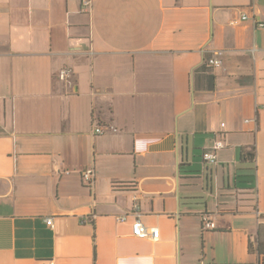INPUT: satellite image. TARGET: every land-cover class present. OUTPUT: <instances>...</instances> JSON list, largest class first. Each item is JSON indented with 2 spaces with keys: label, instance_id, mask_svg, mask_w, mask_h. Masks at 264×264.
Segmentation results:
<instances>
[{
  "label": "crops",
  "instance_id": "obj_1",
  "mask_svg": "<svg viewBox=\"0 0 264 264\" xmlns=\"http://www.w3.org/2000/svg\"><path fill=\"white\" fill-rule=\"evenodd\" d=\"M262 20L264 0H0V264H256Z\"/></svg>",
  "mask_w": 264,
  "mask_h": 264
},
{
  "label": "built area",
  "instance_id": "obj_2",
  "mask_svg": "<svg viewBox=\"0 0 264 264\" xmlns=\"http://www.w3.org/2000/svg\"><path fill=\"white\" fill-rule=\"evenodd\" d=\"M83 7L86 9L88 8L92 0H82ZM243 18H247L246 15L243 16ZM257 26L260 28H264V20L259 21L257 23ZM222 64V60L216 56L211 57L208 60V65L211 67H219ZM69 73L68 69H63L59 77L61 79H64L67 74ZM224 125V124H223ZM105 130L102 126H97L95 128V132L97 133H103ZM225 146L223 140H216L213 145V149L211 151H206L203 154V158L210 162L215 164L217 162V151ZM82 179L85 185L91 186L95 180V170L93 168H87L82 172ZM133 214L136 216L134 222H133V234L137 237L141 238H153L157 239L160 236V230L154 227L147 226L140 218V212L139 207L136 204L134 206ZM119 221L126 220V215H122L118 217ZM46 222L49 226L54 227V222L52 217L46 218ZM203 226L205 229H215L217 227L215 221H213L208 214L203 215ZM256 264H264V252H260L257 257V263Z\"/></svg>",
  "mask_w": 264,
  "mask_h": 264
},
{
  "label": "trees",
  "instance_id": "obj_3",
  "mask_svg": "<svg viewBox=\"0 0 264 264\" xmlns=\"http://www.w3.org/2000/svg\"><path fill=\"white\" fill-rule=\"evenodd\" d=\"M241 158H242L243 161L249 160L250 158L254 161V159H255V152L252 151L251 153H248V152L246 153L245 151H242ZM117 186H125V185L122 184V185H117Z\"/></svg>",
  "mask_w": 264,
  "mask_h": 264
}]
</instances>
